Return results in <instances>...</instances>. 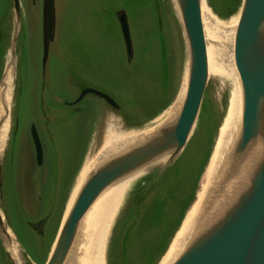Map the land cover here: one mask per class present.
I'll return each mask as SVG.
<instances>
[{"label":"rangeland","instance_id":"rangeland-1","mask_svg":"<svg viewBox=\"0 0 264 264\" xmlns=\"http://www.w3.org/2000/svg\"><path fill=\"white\" fill-rule=\"evenodd\" d=\"M20 2L21 21L17 24L13 1L0 0V102L7 67L13 65L15 68L8 100L9 132L0 154L5 156L3 179L10 224L20 237L17 240L27 263L44 264L55 247L60 225L84 167L89 165L87 177L94 172L99 158L108 150V140L121 134L151 136L171 117L173 122L177 121L183 104L174 113L171 101L175 100L184 82L188 46L185 47L174 0H55V36L44 65L43 0ZM241 4L239 0L227 18H221L209 7L218 20L217 28L221 27L216 32L221 47L229 44L231 48L234 43ZM121 10L126 11L130 25L131 61L126 54L118 18ZM16 29L15 45L12 38ZM210 43L216 47L214 36ZM14 48L15 65L11 61ZM85 88L108 94L121 108H113L94 94L86 95L77 106H68ZM229 98V78L210 73L190 142L175 161L173 169L176 170L164 180L163 192H168L178 173L185 172V176L192 179L208 153L209 158L203 169L201 165L202 174L195 187V202L201 192L205 199L209 184L205 177ZM75 108L79 111H73ZM83 122L85 127L76 131V125ZM32 124L36 125L44 147L43 166L36 164L30 133ZM169 159L149 166L129 181L122 191L111 226L120 217L132 193L130 190L139 178ZM16 178L20 195L17 200L12 193ZM98 202H102L101 199ZM92 210L88 220L98 209ZM28 221L44 223V226L35 230ZM108 245L107 237L105 264ZM0 264H15L1 238Z\"/></svg>","mask_w":264,"mask_h":264},{"label":"water","instance_id":"water-1","mask_svg":"<svg viewBox=\"0 0 264 264\" xmlns=\"http://www.w3.org/2000/svg\"><path fill=\"white\" fill-rule=\"evenodd\" d=\"M12 1L16 21L19 24L21 2L20 0ZM178 4L180 15L176 10L186 41L185 47L188 46V49L186 48L188 51L186 53L188 82L177 121L172 124L166 122L165 125L157 128L151 136L144 138L141 143L125 148L120 152L121 154L113 155L106 151L99 158L98 166L91 175L86 177L78 191L46 264L68 263L70 250L78 239L81 227L91 216L92 209H95V205L102 198L106 189L132 175L135 171L144 169L152 158L163 153H170V159L159 167L158 175L154 179V183H156L168 165L186 147L200 112L210 72L208 40L202 18L203 0H178ZM55 13V0H43L44 65L48 60L50 43L55 36ZM118 18L126 52L128 58L131 59L133 42L128 17L125 12L120 11ZM263 30L264 0H243L232 47L233 63L240 77L243 92L241 134L216 168L211 183L212 187L201 206L203 210H200L195 221L194 226L198 228L197 230L202 232L206 229L208 231L192 243L186 251L184 250V253L172 264H264V158L246 192L242 196L240 195L241 197L239 196L238 201L237 199L234 202L231 201L222 209L221 213L224 214L221 216L220 222L218 219L221 213L217 216V221L214 224L206 223L209 217L215 214L219 204L222 203L221 201L230 194L228 186L231 184V176L236 168L243 165L245 158L243 154L257 135L260 104L264 100V41L261 35ZM17 36L16 29L15 36L12 38L15 45ZM14 58L15 48L11 60L15 65ZM88 94H94L104 99L112 107H118L111 96L93 88H85L73 104L79 103ZM31 135L35 145L37 164L42 165L43 145L35 124L31 126ZM116 148H119V145ZM106 156L108 159L105 158ZM4 160L5 156L0 154V238L11 261H14L15 264H28L22 256L17 240L15 239L18 247L16 254L13 253L9 245L10 235L6 228V218L2 212L4 206ZM226 190L229 192L228 195Z\"/></svg>","mask_w":264,"mask_h":264},{"label":"bare ground","instance_id":"bare-ground-1","mask_svg":"<svg viewBox=\"0 0 264 264\" xmlns=\"http://www.w3.org/2000/svg\"><path fill=\"white\" fill-rule=\"evenodd\" d=\"M174 3L180 15L178 0H174ZM202 18L208 40L209 72L214 74H223L229 78L230 82V98L226 117L224 119L223 125L221 126L220 136L217 140L215 150L210 160L208 173L205 177V179H207V183H209L207 185L205 193L207 194L212 187L211 183L216 168H218V165L220 164L224 155L229 152V150L232 148L241 134L243 116V92L240 77L236 72V69L234 68V63L232 60L233 45H231L230 48L228 44V48L221 47V45L217 43L216 32L221 27L217 28V26L219 25L218 20L209 8L207 0H203ZM262 32V40L264 41V30ZM213 36L216 41V47L210 43V40ZM14 71V66L9 65L2 83V99L0 102V151L4 146L5 139L8 137L9 132L8 100H10V93L13 88ZM187 80L188 77L185 76L182 90L180 91L179 96L174 104V113L178 111L184 101L187 90ZM120 108L121 106H119L118 104V107H116V109L118 110ZM172 119V117L168 119L167 124H172ZM149 136L150 135L148 134H121L112 136L111 140L109 139L106 144L108 147L107 152L111 154L113 153V155L121 154L120 152L125 150V148L130 147L131 145L136 143H141L144 138ZM130 141L132 142L130 143ZM121 143H123L124 145H122ZM118 145L119 148H116ZM169 155L170 153H163L152 158L147 163L148 165L146 164L147 166L144 169L135 171L132 175L122 179L118 183V185L109 187L104 191L102 195L103 199L101 198V201L104 203L102 204V202H97V204L95 205V210L96 208L98 209L96 215L92 216L90 220L86 221L85 224H83V226L81 227L78 239L70 250V256L68 257L67 264H105L104 248L108 237L110 223L117 211L119 201L121 200L122 191H124V189L127 187V184L130 180H132V178L144 172L147 167L165 160L169 157ZM243 155H245L243 165L236 168L231 176V184L228 186V191H230V194L226 190V194L229 195L225 197L223 201H221L222 203L219 204L215 214L209 217L206 223L211 222V224H214L217 221V216L221 213L222 209H224L228 205L229 202H234L236 199L238 201L239 196H242L246 192L247 188L250 187L251 180L255 176V172L257 171L260 162L264 158V100H262L260 104L259 127L256 138L247 147L245 154ZM108 156H106L105 158L108 159ZM88 170L89 165L86 164L78 179L76 192L78 190V187H81V185L86 180ZM4 187L5 186L3 183V189ZM205 187L206 185H204L202 189H204ZM73 199L74 197L70 201L69 207H71ZM202 201H204V198L203 193L201 192L198 196V200L192 206L185 220L183 221L180 230L174 237L170 248L159 264H172L184 253V250L186 251L192 243H194L198 238H200L205 232L208 231L205 229V231L200 232L199 230H197L198 228L194 226L200 210H203V207H201ZM2 212L4 211L2 210ZM223 214V212L220 214L218 222H220V218ZM202 223L204 224V222ZM43 226L44 223L36 224L33 229L40 230L41 228H43ZM6 228L8 229L10 235L8 239L9 245L11 246V250L13 251V253L16 254L18 247L14 239H19L20 237L16 233V231L14 230L15 228L12 225L6 224Z\"/></svg>","mask_w":264,"mask_h":264},{"label":"trees","instance_id":"trees-1","mask_svg":"<svg viewBox=\"0 0 264 264\" xmlns=\"http://www.w3.org/2000/svg\"><path fill=\"white\" fill-rule=\"evenodd\" d=\"M238 2L239 0H208L210 7L221 18L229 17ZM57 124L59 125L58 122ZM84 127V122L77 124L76 131ZM207 157L208 153L204 161L199 163L192 179L189 175L186 177L185 172L175 175L168 192H163L162 188L164 180L176 170L173 169L174 166L160 175L153 190H150L149 185L154 183L158 172L139 182L110 237L107 264H156L159 261L195 198L198 175L202 171L201 165L203 168L206 164ZM191 181L194 188L192 192L189 191Z\"/></svg>","mask_w":264,"mask_h":264},{"label":"flooded vegetation","instance_id":"flooded-vegetation-1","mask_svg":"<svg viewBox=\"0 0 264 264\" xmlns=\"http://www.w3.org/2000/svg\"><path fill=\"white\" fill-rule=\"evenodd\" d=\"M0 38H1V35H0ZM75 110H77V108H75Z\"/></svg>","mask_w":264,"mask_h":264}]
</instances>
